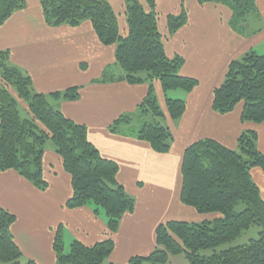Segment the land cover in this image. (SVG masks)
<instances>
[{
    "label": "trees",
    "instance_id": "1",
    "mask_svg": "<svg viewBox=\"0 0 264 264\" xmlns=\"http://www.w3.org/2000/svg\"><path fill=\"white\" fill-rule=\"evenodd\" d=\"M47 25L79 27L93 23L102 45L117 46L118 67L124 79L133 85L148 83L149 94L139 113L152 118L145 122L136 137L150 144L158 154L172 150L175 138L165 124L154 84L159 81L165 93L166 113L173 122L185 115L186 102L172 99L175 91L192 92L199 81L183 77L185 60L166 54L163 35L159 31L157 0H125L128 34L120 33L119 17L109 0H39ZM258 0H198L199 5L222 4L231 9L232 28L249 34L248 23L259 11ZM26 0H0V28L15 12L27 7ZM168 31L173 36L188 24L186 11L169 16ZM256 21V20H255ZM260 21V16L257 22ZM234 23V25H232ZM240 24L239 26L237 25ZM256 33L260 31L255 27ZM106 71L103 81L116 79L115 72ZM220 87L213 93V109L220 115L234 113L243 106L241 121L264 123V55L250 51L232 61ZM79 89L45 96L34 91L32 79L11 64L10 52H0V173L17 171L37 189L49 187L44 177L43 160L49 140L62 157L66 172L72 177L73 196L68 209L92 207L96 215L104 214L110 237L94 246L76 240L65 252L63 229L56 231L54 249L56 264H105L114 249L113 236L118 233L122 218L132 214L136 200L118 183L119 166L106 160L88 139V128L66 117L51 106L52 98L77 100ZM18 101L29 109L30 119L22 120ZM140 115V114H139ZM133 122L123 116L111 131L125 129ZM133 124V123H132ZM258 134L243 132L236 150L212 139L189 146L183 156L181 201L200 215L218 213L215 221L186 223L170 221L157 227V248L147 258L136 257L131 264H170L171 258L185 255L190 264H264V199L252 178L255 168L264 169V154L258 149ZM243 206V209H240ZM16 216L0 208V264H38L24 262L23 252L12 236ZM253 227L260 229L259 239L251 243L216 252L233 243ZM213 250L211 256L203 255Z\"/></svg>",
    "mask_w": 264,
    "mask_h": 264
},
{
    "label": "crops",
    "instance_id": "2",
    "mask_svg": "<svg viewBox=\"0 0 264 264\" xmlns=\"http://www.w3.org/2000/svg\"><path fill=\"white\" fill-rule=\"evenodd\" d=\"M26 2L25 9L12 14L1 26L0 52H10L11 64L30 76L34 91L39 94L50 96L79 89V99L52 98L51 106L88 128V139L104 159L118 164V183L136 200L134 212L122 218L118 233L113 236L115 249L105 264H131L136 257L152 255L157 248V227L162 224L203 223L221 218L218 213L200 215L182 203L183 156L190 145L205 139L236 150L239 138L247 131L258 134V149L264 154V123H243L242 105L228 115L213 109V93L224 82L232 61L250 51H264V0L257 2L262 14L255 23L260 31L253 32L254 26L249 30L254 35L232 28L233 13L225 6H201L198 0H157L159 31L166 54L171 59L182 57L185 64L181 75L199 81L192 92L179 90L170 94V98L186 102V113L176 122L166 113L162 84H154L165 124L175 138L166 155L156 153L149 143L136 137L142 124L136 127L131 123L118 133L111 131V126L123 116H132L133 120L140 117L139 108L150 92L148 83L133 85L124 79L117 64V46L102 45L93 23L88 21L79 27L67 24L53 28L47 25L39 0ZM109 2L119 17L120 33L126 37L125 0ZM142 3L148 11L145 0ZM183 11L187 12L188 24L171 36L167 18ZM108 70L115 72L116 79L110 76L103 81ZM43 165L49 184L46 191L37 189L17 171L0 173V208L16 216L11 233L23 259L56 264L53 244L60 227L63 241L69 246L76 240L86 246L97 245L108 240L110 232L104 214L96 215L92 207L67 208L73 196L72 177L53 145L46 147ZM252 178L264 199V169L255 168ZM182 257L185 256L179 258ZM175 258L170 264H175Z\"/></svg>",
    "mask_w": 264,
    "mask_h": 264
},
{
    "label": "rangeland",
    "instance_id": "3",
    "mask_svg": "<svg viewBox=\"0 0 264 264\" xmlns=\"http://www.w3.org/2000/svg\"><path fill=\"white\" fill-rule=\"evenodd\" d=\"M219 5H222V4H219ZM222 6H224V5H222ZM225 7H227V6H225ZM259 12L257 13V14H253L252 15V19L254 20H258V17H259V15H261L262 13H260V10H258ZM255 20L254 21H252L251 23H253V22H255ZM232 21V20H231ZM230 21V22H231ZM232 25H234V23H232ZM237 25L239 26L240 24H238L237 23ZM254 27V29H253V32L255 31V27L257 26V23H255V24H252ZM260 26H261V24H260ZM251 27V25H250V23H248V28H250ZM257 51H258V53L259 54H261V55H264V51L263 50H260V49H257ZM18 108L20 109V116H21V119L22 120H24L25 121V119H30V112H29V109H28V107H26L25 106V104H23L21 101H18ZM143 112L141 111L139 114V116L140 117H136L134 120H133V124H134V126H139V125H141V124H143V123H145V122H152L153 120H152V118L151 117H148V116H143V114H142ZM50 145H53L54 146V144H53V141H51V140H49V143H48V147L50 146ZM240 209H243V206H240ZM259 233H260V229L259 228H257V227H253L250 231H248V232H245L244 234H242V236L240 237V239L239 240H237V241H235V242H233V243H228L227 245H223V246H221V247H219V248H217V250H216V252L218 251V252H222V251H226V250H228L229 248H234V247H238V246H240V245H246V244H249V243H251V241L252 240H257V239H259ZM67 243V244H66ZM64 246H66L65 247V252L66 253H68L69 251H70V246H69V243L68 242H66V240H65V242H64ZM215 253V251H213V250H206L204 253H203V255L205 256V255H208V256H211V255H213ZM182 256H185V255H182ZM176 258L175 259H177L176 261H175V264H190V262L187 260V258H185V257H182V258H179L180 256H175ZM24 262H27L26 260H24Z\"/></svg>",
    "mask_w": 264,
    "mask_h": 264
}]
</instances>
